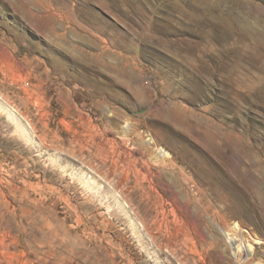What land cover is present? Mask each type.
<instances>
[{
	"label": "rangeland",
	"instance_id": "1",
	"mask_svg": "<svg viewBox=\"0 0 264 264\" xmlns=\"http://www.w3.org/2000/svg\"><path fill=\"white\" fill-rule=\"evenodd\" d=\"M0 264H264V0H0Z\"/></svg>",
	"mask_w": 264,
	"mask_h": 264
},
{
	"label": "bare ground",
	"instance_id": "2",
	"mask_svg": "<svg viewBox=\"0 0 264 264\" xmlns=\"http://www.w3.org/2000/svg\"><path fill=\"white\" fill-rule=\"evenodd\" d=\"M233 230H234V232L238 233L241 229L239 228V226L237 224H235L234 227H233ZM251 238H252V241H253L252 244L251 243H246L244 241H240L241 239L239 240L240 242L238 240H233L235 242L238 241V243L235 244V248H234L237 256H240L242 252H244L246 255L251 254V252L253 250V244L257 245V244H259L261 242L258 238H254L253 236ZM240 261H241V259H240Z\"/></svg>",
	"mask_w": 264,
	"mask_h": 264
}]
</instances>
